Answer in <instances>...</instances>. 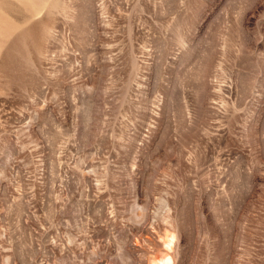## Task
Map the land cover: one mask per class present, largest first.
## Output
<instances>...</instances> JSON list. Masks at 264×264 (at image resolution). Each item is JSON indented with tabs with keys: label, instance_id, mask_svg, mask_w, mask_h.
<instances>
[{
	"label": "rangeland",
	"instance_id": "rangeland-1",
	"mask_svg": "<svg viewBox=\"0 0 264 264\" xmlns=\"http://www.w3.org/2000/svg\"><path fill=\"white\" fill-rule=\"evenodd\" d=\"M167 258L264 264V0H0V264Z\"/></svg>",
	"mask_w": 264,
	"mask_h": 264
},
{
	"label": "bare ground",
	"instance_id": "bare-ground-1",
	"mask_svg": "<svg viewBox=\"0 0 264 264\" xmlns=\"http://www.w3.org/2000/svg\"><path fill=\"white\" fill-rule=\"evenodd\" d=\"M169 239V238H168ZM166 241V240H165ZM168 242V244H167V246H169L170 244H171V242L170 241H167ZM166 242V243H167ZM166 243H165V245H166ZM168 249V248H167ZM163 263L164 264H169L170 263V258H167V259H165L164 261H163Z\"/></svg>",
	"mask_w": 264,
	"mask_h": 264
}]
</instances>
